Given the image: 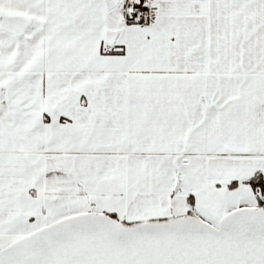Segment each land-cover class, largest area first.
<instances>
[{
  "label": "snow or ice",
  "instance_id": "snow-or-ice-1",
  "mask_svg": "<svg viewBox=\"0 0 264 264\" xmlns=\"http://www.w3.org/2000/svg\"><path fill=\"white\" fill-rule=\"evenodd\" d=\"M0 264H264V0H0Z\"/></svg>",
  "mask_w": 264,
  "mask_h": 264
}]
</instances>
